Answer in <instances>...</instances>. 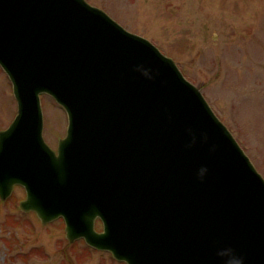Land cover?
<instances>
[{
  "label": "water",
  "instance_id": "1",
  "mask_svg": "<svg viewBox=\"0 0 264 264\" xmlns=\"http://www.w3.org/2000/svg\"><path fill=\"white\" fill-rule=\"evenodd\" d=\"M0 66L18 106L0 131L2 200L24 186L23 210L127 264H264L263 177L149 40L85 0H0ZM43 93L68 115L57 153Z\"/></svg>",
  "mask_w": 264,
  "mask_h": 264
},
{
  "label": "rangeland",
  "instance_id": "2",
  "mask_svg": "<svg viewBox=\"0 0 264 264\" xmlns=\"http://www.w3.org/2000/svg\"><path fill=\"white\" fill-rule=\"evenodd\" d=\"M86 1L174 59L264 178V0ZM41 103L43 136L57 150L67 114L49 95ZM16 114L11 81L0 67V131ZM25 198L15 186L0 199V264H126L84 239L70 242L62 217L42 224L34 211L21 209Z\"/></svg>",
  "mask_w": 264,
  "mask_h": 264
},
{
  "label": "clouds",
  "instance_id": "3",
  "mask_svg": "<svg viewBox=\"0 0 264 264\" xmlns=\"http://www.w3.org/2000/svg\"><path fill=\"white\" fill-rule=\"evenodd\" d=\"M221 255H228L230 251H224L220 253ZM226 264H243L242 258L231 257L229 260L226 261Z\"/></svg>",
  "mask_w": 264,
  "mask_h": 264
}]
</instances>
